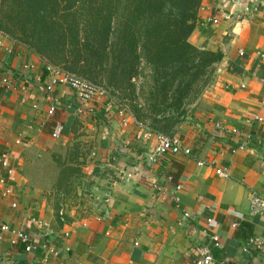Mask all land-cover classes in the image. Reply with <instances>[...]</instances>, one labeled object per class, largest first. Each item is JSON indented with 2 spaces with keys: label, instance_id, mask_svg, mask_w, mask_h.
<instances>
[{
  "label": "crops",
  "instance_id": "0c3cea01",
  "mask_svg": "<svg viewBox=\"0 0 264 264\" xmlns=\"http://www.w3.org/2000/svg\"><path fill=\"white\" fill-rule=\"evenodd\" d=\"M214 17L220 21L213 23ZM190 41L222 54L203 101L173 135L192 154L150 162L157 131L135 124L131 115L123 125L121 103L107 95L95 114L78 113L72 89L47 92L48 62L0 31V151L15 167L14 195L0 194V224L29 231L35 243L45 237L59 252L46 261L47 249L27 253L5 234L0 264H194L203 243L212 250L213 264H264V219L250 210L252 195H264V120L250 119L264 115V0H204ZM27 63L34 67L26 69ZM52 98L56 110L49 116ZM97 119L103 131L95 158L105 168L94 186L95 208L66 210L69 219L63 222L29 185L23 155L48 140H68L77 126ZM57 122L64 129L55 138ZM218 167H228L230 175H219ZM32 217L47 225L37 226ZM211 235L220 238L219 246ZM250 237L260 238L262 246L248 244Z\"/></svg>",
  "mask_w": 264,
  "mask_h": 264
},
{
  "label": "trees",
  "instance_id": "16d2710c",
  "mask_svg": "<svg viewBox=\"0 0 264 264\" xmlns=\"http://www.w3.org/2000/svg\"><path fill=\"white\" fill-rule=\"evenodd\" d=\"M203 1L0 0V31L49 64L98 84L107 78L105 86L113 89L134 88L133 80L151 68L153 108L184 115L193 84L222 59L190 41ZM132 106L140 120L142 106ZM178 119L155 117L159 124L149 127L173 136Z\"/></svg>",
  "mask_w": 264,
  "mask_h": 264
},
{
  "label": "rangeland",
  "instance_id": "374dc122",
  "mask_svg": "<svg viewBox=\"0 0 264 264\" xmlns=\"http://www.w3.org/2000/svg\"><path fill=\"white\" fill-rule=\"evenodd\" d=\"M59 66L64 67L63 64ZM216 68L217 62L210 64L204 76L193 84L190 93L184 99V115L170 109L159 113L153 108L155 99L151 94L152 82L149 77L153 75L151 68L146 67L133 80L134 88L113 89L105 86L107 78L100 79V81L98 79V81L99 85L106 90L107 96L114 98L122 105H127L132 111H134L132 103H139L142 106V113L139 117L141 121H139L143 125L152 127V124H159L155 121V117L174 115V117L183 120L194 111L203 99V94L213 84ZM173 71L174 68L170 70V73L173 74ZM73 73L79 75L78 72ZM186 80L187 78L184 81ZM161 107H164V104H161ZM181 121H178L172 130L176 129ZM162 123L164 124L165 121ZM102 124L98 119L93 124L90 123L91 126L88 123L81 124L76 127V131L70 139L48 140L45 147H30L23 155L24 174L29 185L40 190L48 202L49 209L63 222L69 219L65 216L66 210L81 212L83 209L85 210V207L95 208L92 203L96 197L94 186L105 168L103 162H99L95 158V153L101 145L102 138L98 134L103 131V127H100L103 126ZM166 134H170V132Z\"/></svg>",
  "mask_w": 264,
  "mask_h": 264
},
{
  "label": "built area",
  "instance_id": "2783aa9c",
  "mask_svg": "<svg viewBox=\"0 0 264 264\" xmlns=\"http://www.w3.org/2000/svg\"><path fill=\"white\" fill-rule=\"evenodd\" d=\"M232 2H236L237 0H230ZM213 23H218L220 21L219 18L214 17L212 19ZM34 67L33 64L27 63L25 68L30 70ZM45 71L50 75V81L46 85V90L48 93H52L56 86H66L72 89L76 98H77V111L78 113L86 116H90L95 114L97 110L96 104L100 101L101 97L106 96V90L99 85L83 76H80L76 73L70 72L63 68L54 66L52 64L47 63L45 65ZM3 82L9 84L11 86V81L9 78L4 77ZM54 101V103H53ZM56 98H52V105L48 110V115L53 116L56 110ZM118 115L121 118L123 125H128L129 119L127 115H131L132 117L134 113L127 105H119ZM133 117V121L135 124H139L142 127L144 125L140 124L136 117ZM250 119L263 121L264 115L262 114H251ZM64 126L61 122H57L52 130V137L58 138L61 136ZM140 137L139 135L137 136ZM20 142V140H18ZM126 144H129V141H126ZM178 153H184L186 155L192 154V149L186 146L180 138L177 136H170L161 132L156 133V144L154 149L149 153L148 160L150 162H157L164 159L168 155H174ZM15 167L11 162V157L8 153L4 151H0V194L3 198H10L14 195L15 189L14 185L11 183V180L14 177ZM216 172L224 177H228L230 175V171L228 167H218ZM181 185H177V189L179 190ZM178 199V198H177ZM11 206L13 208L18 207L17 201H11ZM250 210L252 215H259L264 219V195L259 193H254L250 199ZM61 214H63L61 212ZM185 216H189V213H185ZM63 219V217H62ZM212 219H209L211 222ZM32 223L36 224L39 227L47 225L39 218H31ZM5 234H12L11 244L15 247H22V249L27 253H32L37 251L39 248H44L49 251L48 254L44 257V259L49 261V254L58 255L59 252L55 250V248L46 241L45 237L38 243H35V235L30 233L29 231L23 229H14L10 227L8 223L0 224V239L4 237ZM69 235V232L66 233V236ZM212 241L214 245H220V238L217 235H211ZM248 244L257 245V247L262 246L263 241L258 237H250L247 240ZM214 255L212 253L211 248L206 244H199L196 247V258L194 264H213Z\"/></svg>",
  "mask_w": 264,
  "mask_h": 264
}]
</instances>
